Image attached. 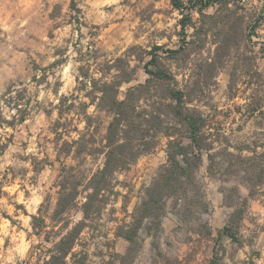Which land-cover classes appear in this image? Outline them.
<instances>
[{
    "label": "rangeland",
    "instance_id": "1",
    "mask_svg": "<svg viewBox=\"0 0 264 264\" xmlns=\"http://www.w3.org/2000/svg\"><path fill=\"white\" fill-rule=\"evenodd\" d=\"M236 6L240 24L231 28L236 44L218 63L216 31L192 35V28L182 30L181 15L170 0H0V96L14 84L25 87L31 99L23 123L0 129V142L7 143L0 153V264H43L48 250L77 224L81 232L67 264H209L215 251L221 264H264V218L249 208L250 202L264 200V183L248 199L236 241L227 236L213 241L192 232L194 223L181 229L169 204L158 224L138 228L140 238L128 255L129 242L119 230L132 221L144 186L166 161L165 139L115 174L98 212L83 218L82 211L89 177L104 161L101 145L110 117L89 105L86 112L92 119L85 128L80 104L88 99L76 81L79 66L99 77L100 63L123 55L132 45L145 50L161 46L157 52L164 55L194 39L177 58L163 63L181 88L203 82V96L194 104L208 117L211 131L220 128L224 136L211 151L222 146L242 156L264 151V0H241ZM192 16L197 20V13ZM255 24L248 40L246 28ZM144 77L138 69L137 78ZM62 96L59 114L55 106ZM82 133L80 147L85 149L80 154H75L74 144L68 154L58 155L65 141ZM64 166L70 173L62 171ZM206 166L205 156L200 173L207 209L201 216L216 234L232 211L223 203L220 186L234 181L209 177ZM69 174L78 180L79 193L63 219L54 221L59 180ZM240 192L248 195V188L240 185ZM39 210L45 227L35 233L31 215Z\"/></svg>",
    "mask_w": 264,
    "mask_h": 264
},
{
    "label": "trees",
    "instance_id": "2",
    "mask_svg": "<svg viewBox=\"0 0 264 264\" xmlns=\"http://www.w3.org/2000/svg\"><path fill=\"white\" fill-rule=\"evenodd\" d=\"M241 0H170L171 5L181 17L179 24L182 30L192 28V35L200 32L216 31L215 59L221 63L222 57L236 44L231 28L240 24V14L236 2ZM231 5H233L231 7ZM213 7L212 13L206 10ZM198 14L193 20L192 13ZM243 21V16H242ZM256 24L247 26V39L255 32ZM245 29L242 28V35ZM194 39L185 41L193 45ZM167 49L166 54L157 50L161 46H153L145 50L136 45L127 48L123 55L100 63L97 68L99 77H93L79 66L80 75L76 76L79 89L84 90L87 102L80 105L83 108L85 128H89L92 116L86 112L89 105L96 110H103L110 119L106 126L101 145L104 161L100 168L91 174L87 182V195L82 203L83 218L98 212L102 196L113 187L117 172L128 169L140 156L153 151L165 139L166 161L161 164L150 183L144 186L141 198L134 208L132 221L119 230V235L129 242L128 255L137 245L140 238L138 228L150 229L152 224H158L171 204L176 212L181 229L190 223L192 232L205 234L213 241L227 236L232 241L237 240V233L246 212L248 199L255 189L264 183V151L242 156L240 153H230L225 146L211 151L215 141L223 139L220 128L211 131L209 119L194 104L203 96V82L193 81L188 88H181L175 76L167 69L163 59L174 60L186 48ZM139 49V50H138ZM136 63H131V60ZM57 63V62H54ZM214 64V63H213ZM138 69L145 74L143 80L137 78ZM123 97L119 98L121 87ZM57 93V90H54ZM200 93V94H199ZM56 104L61 114V100ZM31 99L26 94V88H15L14 84L0 96V129L23 123L29 114ZM73 105V104H72ZM85 141V134L70 142L65 141L64 150L68 154L74 144H78L75 154L85 148L80 146ZM7 143L0 142V153ZM90 153V152H88ZM207 159V175L218 176L220 179L234 181L231 185L220 186L223 193V203L232 208L224 225L213 234L207 221L201 213L207 209L205 198L204 176L200 168ZM70 170V169H69ZM62 171L70 173L65 166ZM70 175V176H69ZM65 175L59 180L60 193L56 206L51 214L54 221L62 220V215L69 209L79 193V182L75 175ZM240 185L248 188V195L240 192ZM31 226L35 233L44 227V217L40 213L31 215ZM81 232L80 224L67 230L49 249V256L43 264H67L66 257ZM220 256L215 251L209 259V264H221Z\"/></svg>",
    "mask_w": 264,
    "mask_h": 264
},
{
    "label": "crops",
    "instance_id": "3",
    "mask_svg": "<svg viewBox=\"0 0 264 264\" xmlns=\"http://www.w3.org/2000/svg\"><path fill=\"white\" fill-rule=\"evenodd\" d=\"M249 208L257 215L260 219L264 218V200L260 203L257 201L250 202Z\"/></svg>",
    "mask_w": 264,
    "mask_h": 264
}]
</instances>
